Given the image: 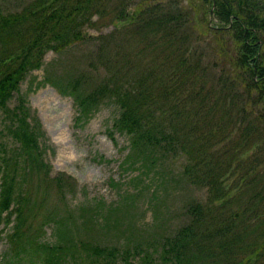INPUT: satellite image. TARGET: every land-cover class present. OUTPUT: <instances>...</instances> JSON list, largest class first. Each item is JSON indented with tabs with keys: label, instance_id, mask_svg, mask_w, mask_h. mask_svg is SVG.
Returning <instances> with one entry per match:
<instances>
[{
	"label": "trees",
	"instance_id": "obj_1",
	"mask_svg": "<svg viewBox=\"0 0 264 264\" xmlns=\"http://www.w3.org/2000/svg\"><path fill=\"white\" fill-rule=\"evenodd\" d=\"M111 2L0 7V264H264V0H201L194 7L121 0L115 21L139 36H99L110 73L93 81L65 65L68 72L59 74L54 65L62 64L54 62L45 80L74 99L79 123L107 101L117 105L112 136L128 139L121 167L138 172L129 181L135 188L123 190L112 178L122 190L117 201L99 197L72 207L67 198L76 181L51 175L45 132L21 82L50 50L61 54L91 37L86 31ZM143 53L156 58L140 72ZM183 180L206 196L189 200L172 228L159 212L167 186ZM144 204L156 219L149 237L138 235L134 219Z\"/></svg>",
	"mask_w": 264,
	"mask_h": 264
},
{
	"label": "rangeland",
	"instance_id": "obj_2",
	"mask_svg": "<svg viewBox=\"0 0 264 264\" xmlns=\"http://www.w3.org/2000/svg\"><path fill=\"white\" fill-rule=\"evenodd\" d=\"M33 0H0V7L3 10H21ZM135 2L141 0H134ZM169 2L173 0H156ZM182 3L194 7L201 5V0H181ZM121 0H112L102 19H97L93 27L86 31L89 37L86 41L78 43L61 54L49 51L44 57V64L40 69L31 71L21 82L20 94L26 97L27 105L32 114L38 118L45 132L42 142L46 148L45 158L51 164V175L55 176L61 172L70 175L76 181V192L68 196L69 204L74 207L88 200L102 197L109 203L118 200L122 190L111 185V179L120 182L123 190L135 185L129 183L130 178L135 176L137 171H125L121 167L125 155L128 152V139L118 131L113 133V125L119 115V108L113 101L104 103L85 123L76 121L78 110L74 99L64 95L59 89L45 80L47 67L50 63L60 62L54 65L63 73L68 72L62 66L74 68L92 76L97 81L110 73L107 63L99 55V36L101 35H134L132 30L126 31L123 24L115 21V15L121 9ZM195 9V14L197 10ZM192 11V10H191ZM210 17V18H209ZM208 18L211 19L210 14ZM202 26V25H201ZM195 35H200L198 29ZM125 38L122 41L125 46ZM130 39V38H129ZM130 47L135 51H141L138 41L130 39ZM145 58L140 62V72L153 64L156 55L143 53ZM209 58H206V62ZM17 94L10 102L14 106L17 102ZM1 124V119H0ZM178 165L182 169L184 161L179 160ZM176 163V164H177ZM177 168V167H176ZM178 169V168H177ZM168 197L161 204L159 217L172 228H177L183 221L184 205L192 198H203L206 196L205 189L198 188L184 181L171 183L167 186ZM154 209L150 205H142L141 210L136 209L134 219L139 220L138 235L142 237L156 234L151 229L153 221L156 220ZM159 221V220H158ZM160 222V221H159ZM161 222H163L161 220ZM3 227V226H1ZM144 228V233L142 231ZM0 234V256L6 249L4 235ZM138 236V237H139ZM45 237L52 238V228H46ZM99 238L106 240L101 235Z\"/></svg>",
	"mask_w": 264,
	"mask_h": 264
}]
</instances>
